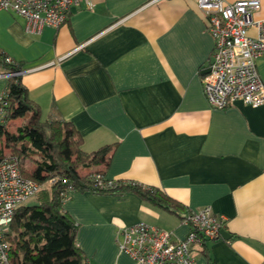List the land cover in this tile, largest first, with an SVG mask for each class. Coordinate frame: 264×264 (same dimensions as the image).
<instances>
[{
  "label": "crops",
  "instance_id": "crops-1",
  "mask_svg": "<svg viewBox=\"0 0 264 264\" xmlns=\"http://www.w3.org/2000/svg\"><path fill=\"white\" fill-rule=\"evenodd\" d=\"M260 1L255 18H264ZM213 47L197 0H81L40 33L0 10V50L23 65L42 119L72 121L86 151L117 143L106 178L179 203L173 211L133 191H73L64 208L88 264H133L118 228L146 221L184 238L182 217L204 206L224 215L231 236L196 247L192 264H264V103L210 104L202 73ZM257 69L264 82V56ZM8 81L0 76V97Z\"/></svg>",
  "mask_w": 264,
  "mask_h": 264
},
{
  "label": "built area",
  "instance_id": "built-area-1",
  "mask_svg": "<svg viewBox=\"0 0 264 264\" xmlns=\"http://www.w3.org/2000/svg\"><path fill=\"white\" fill-rule=\"evenodd\" d=\"M81 0H0V10H12L27 19V30L40 33L45 25L60 26L67 22L72 7ZM204 11L207 27L214 39L206 69L202 73L204 92L210 104L226 108L234 101L259 106L264 103V82L257 69V59L264 56V18H255L260 0H197ZM256 33L251 34L250 30ZM85 43L81 44L83 47ZM0 53L2 51L0 50ZM7 62L13 59L5 54ZM31 70V69H29ZM24 68L2 75H21ZM6 100L0 97V123L5 121ZM102 186L115 180L96 176ZM55 182V179L49 181ZM42 185L23 175L19 159L6 155L0 160V264H12L8 231L17 208L34 198ZM73 192L69 187L65 196ZM190 230L184 238L146 221L116 230L119 249L133 259V264H192L195 248L222 238L226 229L224 215L211 206L188 211L182 219ZM88 264V263H87Z\"/></svg>",
  "mask_w": 264,
  "mask_h": 264
},
{
  "label": "trees",
  "instance_id": "trees-1",
  "mask_svg": "<svg viewBox=\"0 0 264 264\" xmlns=\"http://www.w3.org/2000/svg\"><path fill=\"white\" fill-rule=\"evenodd\" d=\"M0 69L14 72L23 69V65L7 62L2 52ZM2 96L6 105L5 121L0 123V142L8 147L9 154L0 147V160L7 154L16 156L23 175L42 185L34 197L36 202L19 206L10 225L12 264H87L76 241L79 223L64 208L69 187L78 192L133 191L155 205L177 211L179 203L156 187L134 181L100 185L96 176H105L117 143L84 150L83 136L72 121L63 116L42 119L40 105L29 96L21 75L9 76ZM15 119L24 122L10 129L8 125ZM51 179L55 182L50 183Z\"/></svg>",
  "mask_w": 264,
  "mask_h": 264
},
{
  "label": "rangeland",
  "instance_id": "rangeland-1",
  "mask_svg": "<svg viewBox=\"0 0 264 264\" xmlns=\"http://www.w3.org/2000/svg\"><path fill=\"white\" fill-rule=\"evenodd\" d=\"M23 122H24L23 119H15V120H12V121L9 123L8 126H9L10 129H14L15 127H17L19 124H21V123H23ZM0 147L4 148V149H5V152L9 154V149H8V147H7L4 143L0 142ZM8 154H7V155H8ZM41 188H42V187H41ZM35 197H36V196H35ZM35 202H36L35 198H31V199H29L28 201H26L24 204H25V205H30V204H34Z\"/></svg>",
  "mask_w": 264,
  "mask_h": 264
},
{
  "label": "water",
  "instance_id": "water-1",
  "mask_svg": "<svg viewBox=\"0 0 264 264\" xmlns=\"http://www.w3.org/2000/svg\"><path fill=\"white\" fill-rule=\"evenodd\" d=\"M208 71H209V69H205V70H204V72H208ZM222 236H223L224 238H229V237L231 236V234L229 233L228 230L223 229V230H222Z\"/></svg>",
  "mask_w": 264,
  "mask_h": 264
}]
</instances>
